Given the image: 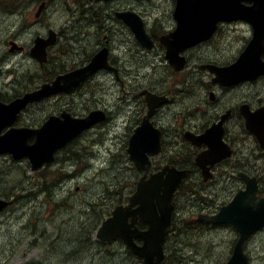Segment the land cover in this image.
<instances>
[{"label": "flooded vegetation", "instance_id": "af4514ba", "mask_svg": "<svg viewBox=\"0 0 264 264\" xmlns=\"http://www.w3.org/2000/svg\"><path fill=\"white\" fill-rule=\"evenodd\" d=\"M124 1H74L76 10L89 13L87 20L94 29L88 31L98 41L97 47L89 50L91 57L85 63L81 64L86 58H79V51L73 52L70 58L63 56L68 49V46L61 44L63 32L50 24L46 28L47 34L36 35L34 44H19L13 41L17 40L16 36L8 40L12 53L9 51L5 56L0 51V77L11 75V83L15 84L21 75L23 83L22 77L27 72L20 71L13 60V57L23 55L35 64L38 82L14 91L9 89L8 84L0 86V102L6 105L40 89L45 83L53 82L59 75L88 65L105 47L110 67L98 70L69 92L28 103L15 116H7L4 111L5 116H0L1 144L5 145L2 138L10 131H22L28 136L27 144L32 145L36 140L35 131L43 129L52 116L63 120V114L67 113L73 118H84L92 111L103 110L106 113L105 121L96 123L74 138L63 148L68 149L86 132L110 125L115 118L113 113L120 111V118L106 129L111 139L122 138L121 151L131 165L132 175L128 181L132 190L124 195L121 203H128L141 180L153 185L155 183L150 179L161 176V184H165L166 179H173L172 171L185 172L174 194L175 212L170 235L186 234L184 227L193 233L230 230L235 235L232 246L216 263L227 264L241 237L240 227L246 222L239 218V214H264V12L253 11L249 20L219 21L205 33L189 30L198 34L197 37L180 39L179 35H175L179 26L177 0L157 4L152 13V22L143 17L144 13L124 5ZM29 3L37 5V8L40 4L34 14V23L29 24V28H32L42 24L36 23L46 15L50 3L49 0H29ZM96 3L106 6V19L98 18L99 12L94 9ZM243 5L264 9V4L254 1H245ZM41 7L43 9L39 13ZM127 11L142 18L146 33L150 36V47L143 45L132 27L118 15ZM113 17L122 24L120 28L113 24ZM51 31L55 32L56 39L47 46L46 59L41 61L32 53L35 40L38 37L49 39ZM78 35L72 34L75 39ZM66 36L70 39L71 35ZM14 45L16 47L12 50ZM101 72L107 76L110 86L119 85L118 88L123 91L116 105L108 100L104 106L93 105L88 110L79 111L74 98H64L77 94L81 87ZM136 133L138 136L133 139ZM63 149L58 151L56 161ZM131 151L142 158L132 160ZM1 155L14 160L9 151ZM18 162H25L31 167L27 158ZM139 164L143 167H139ZM45 170L41 171L43 176ZM249 185L250 189L255 187V193L238 199V193L247 190ZM8 197L0 195V199L9 200L0 214L16 205ZM56 197V194H52L49 198ZM228 209L232 210L231 215L224 213ZM179 211L185 215L178 217ZM218 214L231 221L206 220ZM137 226L144 230L148 224L139 217ZM260 236H264V225L242 244L248 256L247 264L253 263L249 247ZM136 242L140 245L143 241L138 238ZM257 242L264 248V240ZM179 250L175 243H167L162 264H176L181 257ZM138 260L145 264L143 258Z\"/></svg>", "mask_w": 264, "mask_h": 264}, {"label": "rangeland", "instance_id": "374dc122", "mask_svg": "<svg viewBox=\"0 0 264 264\" xmlns=\"http://www.w3.org/2000/svg\"><path fill=\"white\" fill-rule=\"evenodd\" d=\"M74 1L49 0L46 15L36 23L42 24L29 28L40 4L37 8L29 0H0L2 54L8 55L11 47L8 40L13 36L17 37L13 41L19 44H34L36 35L47 34L50 24L63 32L61 44L68 46L63 56L70 58L73 52L79 51V58H86L81 64L87 62L91 57L89 50H94L98 41L88 31L94 29L87 20L89 13L76 10ZM169 2L172 0H125L123 3L144 13L143 17L152 22L156 5ZM94 9L99 12L98 18H107L105 5L96 3ZM113 24L122 26L115 19ZM72 34H79L78 38ZM66 35H71L70 39ZM13 60L20 71L27 72L22 77L24 81L22 83L21 75L15 84L11 83V75L0 77L1 87L8 84L14 91L38 82V71L31 59L17 55ZM102 73L81 87L77 94L64 98H74L79 111L93 105L104 106L108 100L116 105L123 91L119 85L110 86ZM113 114L114 122L121 112ZM112 123L86 132L68 149H63L54 166L48 164L40 170H32L25 162L10 160L9 156L5 159L0 154V195L10 196L8 198L16 202L15 207L0 214V264H142L123 242H101L97 236L102 219L132 190L128 181L132 175L131 165L121 151L123 140L111 139L106 129ZM1 147L7 148L6 145ZM44 168L50 169L45 170L43 176ZM52 194L57 197L50 199ZM183 215L179 211L178 217ZM184 228L186 234L176 233L170 241L180 248L181 257L176 264H216L228 253L235 237L230 230L193 233ZM262 240L264 236L254 239L249 247L252 264H264V248L257 242Z\"/></svg>", "mask_w": 264, "mask_h": 264}, {"label": "water", "instance_id": "95a60500", "mask_svg": "<svg viewBox=\"0 0 264 264\" xmlns=\"http://www.w3.org/2000/svg\"><path fill=\"white\" fill-rule=\"evenodd\" d=\"M245 1L264 4V0H177L176 18L179 21V26L175 35H179L180 39L189 37L193 39L198 34L189 30L205 33L213 29L219 21L249 20L253 11L264 12L261 7L258 9L245 7L243 5ZM118 15L132 27L143 45L151 46L150 36L146 33L144 22L138 14L128 11L118 13ZM55 36V32L51 31L49 39L36 38L33 55L41 61L46 59V48L55 41ZM15 47L16 45L12 50ZM105 67H110L106 47L101 49L88 65L65 75H59L53 82L43 84L40 89L27 93L10 105L0 103L2 106L0 107V116H5L4 111L7 112V116H15L28 103L40 101L59 92H69ZM63 116V120L55 116L50 117L43 129L35 131L36 140L32 145L27 144L28 136L24 135L22 131H11L4 139L2 138V142L7 148L0 151H9L15 160L28 158L32 170H38L44 163L55 162L57 151L65 147L73 138L81 135L95 123L103 122L106 119V113L103 110L92 111L84 118H73L67 113H64ZM137 136L138 133L134 135L133 139ZM130 157L132 160L142 158L141 155L132 151ZM139 167H143V165L139 164ZM171 173L173 179H166L165 184H161L163 182L161 176L150 179V182L155 183L153 185H147L141 180L136 191L131 195L129 204L117 205L112 215L103 221L98 230V237L104 241L122 238L136 255L144 258L146 264H161L164 253L163 244L172 223L174 194L186 175L182 171H177V173L172 171ZM254 193L255 187L250 189L249 185L247 190L238 193L237 198ZM6 204L5 199H0V211ZM224 213L231 215L232 210L228 209ZM139 217L149 224L147 230L141 231L136 226ZM209 218L207 220L213 222L231 221L223 218L222 214ZM239 218L246 222L240 227L241 237L227 264L248 263V256L244 253L242 244L256 229L264 225V214L249 216L246 213H241ZM138 237L143 239L144 244L141 246L135 242Z\"/></svg>", "mask_w": 264, "mask_h": 264}, {"label": "bare ground", "instance_id": "6f19581e", "mask_svg": "<svg viewBox=\"0 0 264 264\" xmlns=\"http://www.w3.org/2000/svg\"><path fill=\"white\" fill-rule=\"evenodd\" d=\"M41 9H43V7L40 8V11H42ZM127 12H128V11H127ZM39 13H40V12H39ZM32 92H33V91H32ZM64 92H65V91H64ZM29 93H30V92H29ZM59 93H60V92H59ZM56 94H57V93H56ZM53 95H55V94H53ZM53 95H51V96H53ZM51 96H49V97H51ZM49 97H46V98H49ZM19 99H20V98H19ZM44 99H45V98H44ZM16 100H17V99H16ZM0 103H2V102H0ZM2 104H4V103H2ZM4 105H6V104H4ZM9 105H10V104H9ZM0 106H1V105H0ZM1 107H2V106H1ZM25 107H26V106H25ZM23 108H24V107H23ZM95 124H96V123H95ZM95 124H94V125H95ZM86 130H88V129H86ZM86 130H85V131H86ZM10 132H11V131H10ZM10 132H9V133H10ZM6 136H7V135H6ZM77 137H78V136H77ZM75 138H76V137H75ZM73 139H74V138H73ZM73 139H72V140H73ZM72 140H71V141H72ZM71 141H70V142H71ZM70 142H69V143H70ZM69 143H67V145H68ZM67 145H66V146H67ZM66 146H65V147H66ZM63 148H64V147H63ZM63 148H61V149H63ZM61 149H59L58 151H60ZM0 150H3V149H0ZM58 151H57V153H58ZM0 152L2 153V152H5V151H0ZM1 153H0V154H1ZM48 164H49V163H44V164H43L38 170H40L41 168L45 167V166L48 165ZM5 201H7V204H9V200L5 199ZM3 209H4V208H3ZM113 210H114V209H113ZM97 236H98V231H97Z\"/></svg>", "mask_w": 264, "mask_h": 264}, {"label": "trees", "instance_id": "16d2710c", "mask_svg": "<svg viewBox=\"0 0 264 264\" xmlns=\"http://www.w3.org/2000/svg\"><path fill=\"white\" fill-rule=\"evenodd\" d=\"M47 169H50V168H46V170H47ZM48 172H49V174H51V173H50V171H48ZM44 174H45V172H44ZM120 203H121V202H120ZM127 249L130 251V249H129V248H127ZM130 252H131V251H130Z\"/></svg>", "mask_w": 264, "mask_h": 264}]
</instances>
